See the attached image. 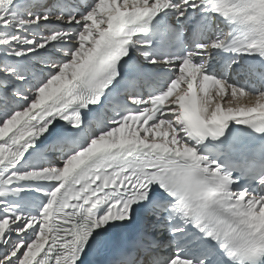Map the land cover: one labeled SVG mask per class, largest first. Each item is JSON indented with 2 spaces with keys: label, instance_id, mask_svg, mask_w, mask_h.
<instances>
[{
  "label": "snow or ice",
  "instance_id": "snow-or-ice-1",
  "mask_svg": "<svg viewBox=\"0 0 264 264\" xmlns=\"http://www.w3.org/2000/svg\"><path fill=\"white\" fill-rule=\"evenodd\" d=\"M0 264H264V0H0Z\"/></svg>",
  "mask_w": 264,
  "mask_h": 264
}]
</instances>
